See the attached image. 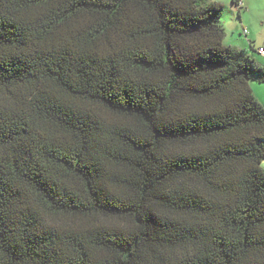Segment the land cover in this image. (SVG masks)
Returning <instances> with one entry per match:
<instances>
[{
    "label": "trees",
    "instance_id": "1",
    "mask_svg": "<svg viewBox=\"0 0 264 264\" xmlns=\"http://www.w3.org/2000/svg\"><path fill=\"white\" fill-rule=\"evenodd\" d=\"M224 10L0 0V264H264V68Z\"/></svg>",
    "mask_w": 264,
    "mask_h": 264
},
{
    "label": "crops",
    "instance_id": "2",
    "mask_svg": "<svg viewBox=\"0 0 264 264\" xmlns=\"http://www.w3.org/2000/svg\"><path fill=\"white\" fill-rule=\"evenodd\" d=\"M238 1L243 4L242 8L239 9L237 4H233L234 7L230 10L233 11V16H231L230 21L225 22L223 25L225 29L224 44L232 49L244 52L264 68V57L258 53V49L264 48V45H259L257 40L261 34L254 31V24L258 20L255 21L254 19V6L249 0ZM262 20V24H264V19ZM244 28L248 30L247 36L243 34ZM256 43L258 45H255ZM250 88L257 101L264 107V83L252 81Z\"/></svg>",
    "mask_w": 264,
    "mask_h": 264
},
{
    "label": "rangeland",
    "instance_id": "3",
    "mask_svg": "<svg viewBox=\"0 0 264 264\" xmlns=\"http://www.w3.org/2000/svg\"><path fill=\"white\" fill-rule=\"evenodd\" d=\"M213 1L219 2L225 7V10H224V13L221 19V22L224 25V23L230 21L231 16H233V11H230L234 7L232 0H213ZM249 1L254 6L253 9H254L255 21L258 19L257 22L254 24V27H255L254 31L261 34V36L258 37L257 41L259 45H264V24H262V21H263L262 19H264V0H249ZM255 45H258V44L256 43ZM261 168L264 170V161L261 163Z\"/></svg>",
    "mask_w": 264,
    "mask_h": 264
},
{
    "label": "built area",
    "instance_id": "4",
    "mask_svg": "<svg viewBox=\"0 0 264 264\" xmlns=\"http://www.w3.org/2000/svg\"><path fill=\"white\" fill-rule=\"evenodd\" d=\"M237 6H238L239 9H241L242 6H243V4H242L241 2L238 1V2H237ZM243 34H244L245 36L248 35V30H247L246 28H244V30H243ZM258 53H259L261 56L264 57V48H259V49H258Z\"/></svg>",
    "mask_w": 264,
    "mask_h": 264
}]
</instances>
